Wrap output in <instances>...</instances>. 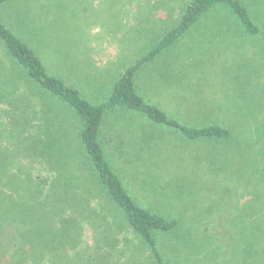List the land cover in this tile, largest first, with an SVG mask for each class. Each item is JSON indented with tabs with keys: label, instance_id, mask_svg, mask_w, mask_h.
<instances>
[{
	"label": "rangeland",
	"instance_id": "374dc122",
	"mask_svg": "<svg viewBox=\"0 0 264 264\" xmlns=\"http://www.w3.org/2000/svg\"><path fill=\"white\" fill-rule=\"evenodd\" d=\"M190 1L6 0L0 20L50 75L98 105L119 75L175 27ZM239 1L256 33L215 5L134 78L145 101L187 124H227L230 141L190 144L132 111L103 115L105 153L130 193L178 222L155 236L166 264H264V233L254 234L264 229V128L257 134L264 126V0ZM81 126L0 41V263L14 245L45 243L48 229L62 228L51 221L63 197L73 204L92 197L91 208L113 213L84 166ZM113 216L109 222L116 225ZM119 233V243L129 241L125 257L116 250L99 263L104 255L97 259L93 245L110 232L85 227L80 243L76 231L74 264H88L92 256L90 264L120 258L119 264H152L149 250ZM58 244L60 260L61 254L70 260L69 244ZM248 244L250 258L239 249Z\"/></svg>",
	"mask_w": 264,
	"mask_h": 264
},
{
	"label": "trees",
	"instance_id": "16d2710c",
	"mask_svg": "<svg viewBox=\"0 0 264 264\" xmlns=\"http://www.w3.org/2000/svg\"><path fill=\"white\" fill-rule=\"evenodd\" d=\"M5 1L0 0V6ZM218 4L229 8L236 14L245 25L246 30L251 33L258 31L248 11L239 0H191L183 10L175 27L167 32L154 48L119 75L105 101L98 105H93L87 101L75 87L69 86L61 79L50 75L40 58L0 20V41L7 55L24 70L30 80L38 84L49 95L68 105L79 117L82 124L79 140L85 153L84 166L86 170L91 171L96 186L101 191L100 193L105 200L103 205L106 208H110L113 212L109 213L105 209L102 210L100 206V210L97 208L98 206L91 208L90 201L92 197L87 199L83 196L80 201L74 200V204L66 197H63L62 202L59 203L60 206L53 210V216H57L51 221L52 224L50 223L57 226L61 224L62 228L55 229L52 226L48 229V234L50 233L51 237L46 238L45 243L43 242L44 244L35 245V242H33L29 248L23 245H14L11 253L7 254L6 260L0 264H74L76 258L74 257V235H76L77 231L78 234L75 238L81 243L85 227L95 232L100 229L110 232V236H107L106 239L99 238L93 245L92 250H94V253L96 252L97 259L100 255H104L101 260L99 258V263L100 261L105 262L104 257L109 256L112 258L116 250L120 251L121 258L125 257V251L123 253V250H125L124 247L129 241L121 237L119 243L115 236H117V232H120L119 235L122 232H126L138 244L149 250L153 261L152 264H166L162 253L156 246L155 236L174 231L173 229L178 225V222L165 215L153 213L151 209L139 203L136 197L130 193L122 177L108 161L105 153L104 143L101 140L103 115L105 112L132 111L141 115L149 124L164 126L172 130L176 136L179 135V138L183 141H188L190 144L204 141L218 143L230 141L233 138L231 126L223 123L195 126L176 120L162 111L157 105L145 101L139 95L134 82L135 75L145 64L154 60L161 52L172 46L204 13ZM263 128L264 126L259 128L257 133L259 136ZM64 191L70 193L69 190L65 189ZM112 215H114L112 218H115L116 222L117 218H119L116 225L109 222ZM50 230H54V233L51 234ZM115 230H117L116 234H114ZM254 230L255 235L264 233V229L258 227ZM58 239H63L65 243L69 244L70 260L64 258L65 255L62 254L60 260ZM250 247L252 245L248 244L246 247L239 249L240 252L243 250L250 258ZM82 248L86 251V247L82 246ZM76 252L77 256L82 253L81 250ZM261 254H264V250H262ZM93 257L95 256L91 258ZM91 258L86 259V263L90 264Z\"/></svg>",
	"mask_w": 264,
	"mask_h": 264
}]
</instances>
